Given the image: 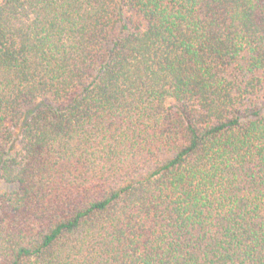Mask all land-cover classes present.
I'll list each match as a JSON object with an SVG mask.
<instances>
[{
	"label": "trees",
	"instance_id": "16d2710c",
	"mask_svg": "<svg viewBox=\"0 0 264 264\" xmlns=\"http://www.w3.org/2000/svg\"><path fill=\"white\" fill-rule=\"evenodd\" d=\"M0 264H264V0H0Z\"/></svg>",
	"mask_w": 264,
	"mask_h": 264
}]
</instances>
